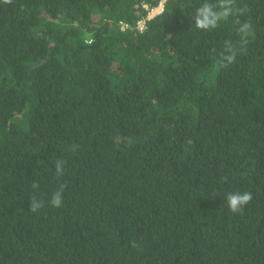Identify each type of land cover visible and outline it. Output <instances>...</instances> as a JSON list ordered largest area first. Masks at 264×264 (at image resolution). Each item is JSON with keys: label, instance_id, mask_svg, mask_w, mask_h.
Instances as JSON below:
<instances>
[{"label": "trees", "instance_id": "obj_1", "mask_svg": "<svg viewBox=\"0 0 264 264\" xmlns=\"http://www.w3.org/2000/svg\"><path fill=\"white\" fill-rule=\"evenodd\" d=\"M202 2L0 0V264H264V0L210 31Z\"/></svg>", "mask_w": 264, "mask_h": 264}, {"label": "clouds", "instance_id": "obj_2", "mask_svg": "<svg viewBox=\"0 0 264 264\" xmlns=\"http://www.w3.org/2000/svg\"><path fill=\"white\" fill-rule=\"evenodd\" d=\"M5 4L11 0H3ZM248 11L246 5L237 6V0H203V2L195 8L192 13V23L197 30L210 31L216 29L222 21H227L233 16H243ZM237 40H225L222 49L217 53L216 49L211 50L214 57L217 58V65L219 68L227 69L236 62L237 56L244 54L249 43V38L254 35V30L251 22L245 21L236 29ZM79 145H73L72 151H77ZM66 161L58 159L55 161V176L62 177L65 171ZM226 182V180H225ZM33 190L39 189V184L36 181L31 185ZM66 184H60L58 189L53 192L48 204L52 208H59L63 204V193L66 189ZM253 199L252 193L233 192L227 193L225 196L226 206L228 211L233 214H243L244 207ZM45 207V201L39 198L36 192L30 196L28 211L36 213ZM133 247H137L135 242Z\"/></svg>", "mask_w": 264, "mask_h": 264}, {"label": "built area", "instance_id": "obj_3", "mask_svg": "<svg viewBox=\"0 0 264 264\" xmlns=\"http://www.w3.org/2000/svg\"><path fill=\"white\" fill-rule=\"evenodd\" d=\"M160 5H161V8L159 9V12H161V10H162V3H160L158 7L151 9V10L148 12V14H147L146 19L140 21V22L137 24V27H136V28H137L138 31L142 32V31L145 29V21H147V20H149V19L152 18V17H151L152 13L156 12V11L158 10L157 8H159ZM119 26L121 27V29H125V28L128 27L126 24H124V23H122V22L119 23Z\"/></svg>", "mask_w": 264, "mask_h": 264}, {"label": "rangeland", "instance_id": "obj_4", "mask_svg": "<svg viewBox=\"0 0 264 264\" xmlns=\"http://www.w3.org/2000/svg\"><path fill=\"white\" fill-rule=\"evenodd\" d=\"M160 8H161V5H160L159 8H157L158 10H157L156 12L152 13L151 17H154L155 15L159 14V13H160V12H159V9H160Z\"/></svg>", "mask_w": 264, "mask_h": 264}]
</instances>
